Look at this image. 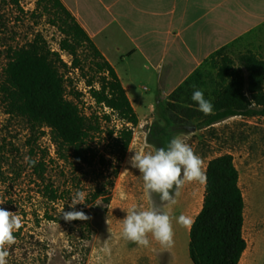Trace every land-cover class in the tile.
Here are the masks:
<instances>
[{"label": "trees", "instance_id": "trees-1", "mask_svg": "<svg viewBox=\"0 0 264 264\" xmlns=\"http://www.w3.org/2000/svg\"><path fill=\"white\" fill-rule=\"evenodd\" d=\"M22 1L3 3L20 9ZM37 10L62 34L60 49L72 58V66L52 52L40 34L23 47L5 49L0 26V62L6 60L0 66V109L8 122L21 120L27 125V157L38 161L35 166L19 162V149L7 133L0 135V200L5 201L0 207L18 212L23 219L31 217L36 226L41 222L66 226L69 242L82 244L70 256L86 258L90 249L85 243L94 234L91 220L65 221L62 210L73 211L69 205L77 191H87V195L85 204L75 206L76 211L88 215L99 202L110 205L140 119L114 68L62 1L38 0ZM231 47L212 54L167 98L163 115L167 128L159 129L158 134L169 137L174 125L205 129L237 117L264 119V60L249 52L239 57L237 68L228 54ZM72 72L80 73L102 115L84 112L83 95L77 91L68 98L67 84L73 82L67 76ZM196 89L212 102L211 114L200 112L191 100ZM115 115L120 127H110ZM105 126L108 152L102 153L95 140ZM46 130L57 160L70 166L71 178L63 184L50 176L53 162L40 145ZM206 177L202 209L190 229V259L193 264H241L247 250L246 203L234 158L212 159ZM15 235L17 242L9 249L8 264H29L36 258L46 264L50 256L46 244L26 233L25 227Z\"/></svg>", "mask_w": 264, "mask_h": 264}, {"label": "rangeland", "instance_id": "rangeland-1", "mask_svg": "<svg viewBox=\"0 0 264 264\" xmlns=\"http://www.w3.org/2000/svg\"><path fill=\"white\" fill-rule=\"evenodd\" d=\"M3 1L5 0H0V26L5 49L23 47L39 34L48 42L50 48L59 49L63 36L50 24L48 17L42 16V13L37 10L38 0H23L20 9L12 8ZM249 52L264 60V29L242 39L228 50L237 68L240 67L239 57ZM71 59L65 56L67 62ZM5 64L6 60L0 62L1 67ZM67 77L73 82V84H67L68 98L72 99L71 92L75 90L83 95L81 100L84 103L82 107L84 112L94 111L102 115V111L93 104L87 89L81 82L80 73L72 72ZM175 86L176 83L164 87V90L169 91ZM132 87V97L135 98L140 124L134 129V139L130 147L132 151L129 150L121 167L119 178L111 194L110 205L99 202L87 215L90 217L94 231L92 240L85 243L90 249L87 257L70 256L75 248L82 249V244L73 246L69 242L66 226L46 222L36 226L31 217L22 218V227H25V232L35 235L40 242L49 247L50 256L46 264H171L168 249L162 248L151 236H149V247H140L123 239L121 225L122 219L126 216V212L122 209L132 205L169 211L168 206L161 204L158 194L153 193L151 198L146 195L142 176L138 169L131 166L130 158L134 155V151L154 152L160 147H166L174 136L186 139L196 154L202 158L205 174L208 163L212 159L223 155H231L234 158L246 203L244 238L247 242V250L241 264H264V119L237 117L205 129L192 128L186 124L174 125L169 130V137H163L158 134V130L167 128L163 119L167 99L159 98L158 100V86L147 78H137ZM150 104L152 108L145 110L144 108H149ZM2 112L0 109V135L6 133L9 135L19 149L16 159L25 163L27 156L25 145L29 135L27 125L21 120L8 122ZM114 126L120 127V123L117 120L113 121L110 127ZM106 129L107 126L104 127L103 134L97 136L95 140L96 147L102 153L108 152ZM40 145L49 151L53 162L50 176L60 184L68 181L71 178L70 166L66 167L57 160L48 130H46V136L41 139ZM204 192L205 183L185 184L180 196L176 198L177 203L170 208L175 241L172 248L176 264L193 263L189 253L188 228L180 226L175 218L183 214L194 221L202 208ZM192 204L194 209H190ZM8 210L14 212L12 209ZM42 261L43 259L36 258L29 264H42Z\"/></svg>", "mask_w": 264, "mask_h": 264}, {"label": "crops", "instance_id": "crops-1", "mask_svg": "<svg viewBox=\"0 0 264 264\" xmlns=\"http://www.w3.org/2000/svg\"><path fill=\"white\" fill-rule=\"evenodd\" d=\"M61 1L114 68L138 117L137 78L167 99L212 54L264 29V0ZM168 255L176 264L173 248Z\"/></svg>", "mask_w": 264, "mask_h": 264}, {"label": "clouds", "instance_id": "clouds-1", "mask_svg": "<svg viewBox=\"0 0 264 264\" xmlns=\"http://www.w3.org/2000/svg\"><path fill=\"white\" fill-rule=\"evenodd\" d=\"M191 100L203 114L212 113L213 104L205 99L202 90H194ZM252 103L254 101L250 104ZM25 162L29 166H35L38 161L26 156ZM130 163L142 176L146 195L151 198L153 193L158 194L161 204L168 206L169 211L156 207L140 208L136 205L122 209L126 216L122 219L121 236L140 247H149L151 236L162 248L170 249L175 243L170 208L177 203L176 198L180 196L185 184L206 182L203 160L186 139L174 136L166 147H160L154 152L134 151ZM4 203L5 201L0 200V205ZM77 204H85V193L82 191H77L71 199L69 207L73 211L62 210L65 221L90 219L83 211L75 210ZM175 219L184 228H191L194 223L189 216L183 214ZM22 226L23 220L18 212L0 207V264H8L9 249L16 244L15 233Z\"/></svg>", "mask_w": 264, "mask_h": 264}, {"label": "built area", "instance_id": "built-area-1", "mask_svg": "<svg viewBox=\"0 0 264 264\" xmlns=\"http://www.w3.org/2000/svg\"><path fill=\"white\" fill-rule=\"evenodd\" d=\"M51 50H52V52H55V53L60 54L62 60L65 62V64H67L68 67H71V66H72V59H71L70 62H67V61L65 60V56H67V57H70V56H69L68 54H66V53H64V52L61 51V49H60V44H59V49H58V50H54V49H52V48H51ZM93 104H94V103H93ZM105 110L108 112V114H111V113H112V111H110V110H108V109H105ZM113 120H114V121L117 120V115H115V116L113 117Z\"/></svg>", "mask_w": 264, "mask_h": 264}]
</instances>
